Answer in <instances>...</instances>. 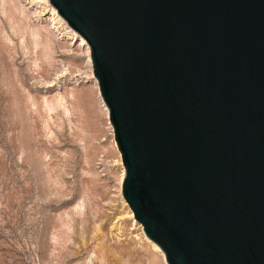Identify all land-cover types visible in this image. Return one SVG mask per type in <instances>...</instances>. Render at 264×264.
Segmentation results:
<instances>
[{
	"label": "water",
	"instance_id": "water-1",
	"mask_svg": "<svg viewBox=\"0 0 264 264\" xmlns=\"http://www.w3.org/2000/svg\"><path fill=\"white\" fill-rule=\"evenodd\" d=\"M88 44L167 264H264V0H48Z\"/></svg>",
	"mask_w": 264,
	"mask_h": 264
},
{
	"label": "rangeland",
	"instance_id": "rangeland-1",
	"mask_svg": "<svg viewBox=\"0 0 264 264\" xmlns=\"http://www.w3.org/2000/svg\"><path fill=\"white\" fill-rule=\"evenodd\" d=\"M26 3L0 0V264H156L86 54L47 32L48 0Z\"/></svg>",
	"mask_w": 264,
	"mask_h": 264
},
{
	"label": "bare ground",
	"instance_id": "bare-ground-1",
	"mask_svg": "<svg viewBox=\"0 0 264 264\" xmlns=\"http://www.w3.org/2000/svg\"><path fill=\"white\" fill-rule=\"evenodd\" d=\"M20 1H22L23 3L27 1V3L25 5H29V4L33 5V4H35L34 3L35 0H20ZM42 1L47 2V0H42ZM30 5H29V7H27V9L31 8ZM20 6H21V8L24 11L27 10L26 8H25L26 10L24 9V7H25L24 5H20ZM49 11L51 13V17L49 18V22L51 23V25L50 26H49V24L46 25L45 29L53 37H54V35L57 34L58 36L55 37V40L60 45H62L63 47H65V48L66 47L74 48L73 50H76L78 52L81 51V50L84 51V53L86 54V57H87V62L89 64V69H90L91 76L94 79V89H95L97 97L100 100V103L102 104L103 109L105 111V115H106V118H107V123H108V125L110 127H112L110 122H109L108 109L105 106V104H104V102H103V100L101 98V95H100V92H99V88H98V83H97V80H96V78L94 77V74H93L92 62H91V58H90V49H89L88 44H86V42L77 33H75L70 27H69L70 30L67 29V31H65V32L59 31L60 28H58L56 26V24L58 22H61V23L65 24V22H63V19H61L59 17V14L53 8L50 7L48 12ZM113 144H114V147L118 150L115 140H114ZM118 152H119V150H118ZM119 154H120V152H119ZM124 173H125V171L122 173V176H121V179H120V184H122V182H123V179H124V176H125ZM139 227H140L139 230H140L141 238L143 240L142 246L148 252L151 260H153L156 264H167L165 256H164V253L160 250V248L156 244H154L152 241H150L145 236L141 225Z\"/></svg>",
	"mask_w": 264,
	"mask_h": 264
}]
</instances>
